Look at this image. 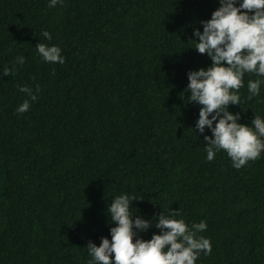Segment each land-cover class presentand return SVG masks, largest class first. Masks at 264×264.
<instances>
[{
  "label": "trees",
  "instance_id": "16d2710c",
  "mask_svg": "<svg viewBox=\"0 0 264 264\" xmlns=\"http://www.w3.org/2000/svg\"><path fill=\"white\" fill-rule=\"evenodd\" d=\"M218 6L0 0V69L25 58L0 77V264H87L88 240L111 239L107 206L122 193L145 219L170 208L189 226L205 221L212 248L196 264H264V151L240 169L223 150L207 160L201 105L187 98V72L212 63L193 28ZM38 42L58 45L64 63L45 62ZM258 78L245 73L240 104L228 105L241 123L264 117V83L247 90ZM21 85L37 99L17 113Z\"/></svg>",
  "mask_w": 264,
  "mask_h": 264
},
{
  "label": "clouds",
  "instance_id": "9594fccd",
  "mask_svg": "<svg viewBox=\"0 0 264 264\" xmlns=\"http://www.w3.org/2000/svg\"><path fill=\"white\" fill-rule=\"evenodd\" d=\"M62 3L63 0H48V7ZM200 23L202 31L193 28L190 41H195L194 48L206 53L212 63L187 72L188 102L201 105L194 127L207 142L204 145L207 160H213L216 152L223 150L232 167L240 169L264 151V117L254 115L250 124H244L239 112L228 110L229 103L240 104L238 90L245 73L264 78V0H219L211 17ZM41 35L46 40L52 39L46 29ZM36 51L45 62L65 61L56 44L38 42ZM24 62V56L15 57L11 67L0 69V77L14 74L16 65ZM262 83L264 79L260 78L248 81L249 98L259 95ZM19 91L28 98L15 111L24 113L37 96L27 85L19 86ZM134 198L138 199L122 193L111 199L107 206L114 222L109 228L111 239L102 236L99 245L88 240L87 264H196L201 252L204 255L211 252L210 238L198 234L207 228L205 221L189 226L179 210L170 208L152 220L145 219L131 211L130 202ZM150 225L159 232H153L150 239L142 238L139 233Z\"/></svg>",
  "mask_w": 264,
  "mask_h": 264
}]
</instances>
